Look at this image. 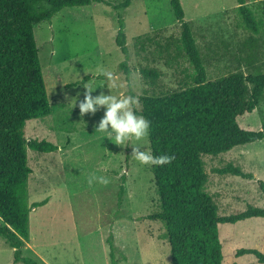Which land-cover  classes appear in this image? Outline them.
<instances>
[{"label": "rangeland", "instance_id": "1", "mask_svg": "<svg viewBox=\"0 0 264 264\" xmlns=\"http://www.w3.org/2000/svg\"><path fill=\"white\" fill-rule=\"evenodd\" d=\"M122 1L100 0L87 6L65 7L34 28L53 112L27 120L25 137L58 147L48 153L27 149L32 170L27 183L29 204L48 201L29 214V238L23 255L41 264H170L165 226L160 220L147 218L159 211L152 165L139 164L131 156L130 147L121 148L97 135L95 128L104 109L95 115L85 114L86 127L80 122L84 86L93 87V96L101 91L130 95L120 66L124 61L133 96L140 99L136 111L141 110L144 95L174 92L191 84L192 65L182 52L179 54L181 28L169 0H133L127 8L116 10ZM180 1L208 80L236 71L249 73L251 69L243 57L251 32L240 23L237 0ZM247 4L262 22L259 35L253 37L258 42L256 65L264 69V0H247ZM118 13L124 20L127 56L115 43ZM144 68L161 71L155 85L143 78ZM105 72L112 73L111 81L102 75ZM238 124L244 129L260 130L264 101L253 113L241 117ZM146 147L150 148L149 138ZM203 160L205 190L220 215L242 212L248 205L263 207L264 197L257 181L264 182V140L216 156L204 155ZM229 163L253 178L216 172ZM93 177H104L109 182L100 183ZM221 234L224 264H262L252 255L236 259L235 253L240 247L264 245V219L225 224ZM0 264H23L14 263L13 249L1 236Z\"/></svg>", "mask_w": 264, "mask_h": 264}, {"label": "trees", "instance_id": "2", "mask_svg": "<svg viewBox=\"0 0 264 264\" xmlns=\"http://www.w3.org/2000/svg\"><path fill=\"white\" fill-rule=\"evenodd\" d=\"M95 1L100 0H0V236L13 249L14 263L41 264L23 255L29 238V214L48 201L29 204L27 183L32 170L27 149L48 153L58 148L49 141L25 137L27 120L53 112L34 28L42 21H50L65 7L87 6ZM132 1L123 0L115 9H125ZM169 3L181 28L179 54L182 52L188 59L193 72L191 84L181 90L141 97L142 107L137 112L151 121L148 138L153 155L174 157L169 164L152 165L159 211L147 218L164 224L170 264H224L221 227L264 219V205H248L242 212L220 215L205 190L207 175L203 156H216L236 146L264 140V124L258 131L238 124L241 117L253 113L264 101V69L256 65L258 42L253 37L259 35L262 22L256 19L247 0H237L240 23L251 32L246 42L247 55L243 57L251 71L231 72L208 80L181 1L169 0ZM117 22L115 43L127 56L121 13L117 14ZM120 66L133 96L127 62ZM141 73L151 85L162 76L161 71L152 68H144ZM216 172L253 178L251 173L230 163ZM257 182L264 197V182ZM245 255H252L264 264V245L237 248L236 259Z\"/></svg>", "mask_w": 264, "mask_h": 264}, {"label": "clouds", "instance_id": "3", "mask_svg": "<svg viewBox=\"0 0 264 264\" xmlns=\"http://www.w3.org/2000/svg\"><path fill=\"white\" fill-rule=\"evenodd\" d=\"M102 75L109 81L113 79L110 72L102 73ZM84 88L86 91L84 92V99L79 103V112L81 115L80 122L85 127L87 124L83 119L85 114L95 115L99 110L104 109V115L95 128L98 136L107 138L121 148L130 147L132 149L131 156L141 165L163 166L171 163L174 157L168 155L155 156L151 149L146 147L151 121L136 111V106L140 103L139 97L132 95L117 96L111 93L105 94L103 91L93 96V87L84 86ZM92 179L104 184L109 182L104 177H93ZM91 182L90 179L89 183Z\"/></svg>", "mask_w": 264, "mask_h": 264}]
</instances>
